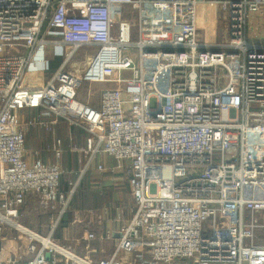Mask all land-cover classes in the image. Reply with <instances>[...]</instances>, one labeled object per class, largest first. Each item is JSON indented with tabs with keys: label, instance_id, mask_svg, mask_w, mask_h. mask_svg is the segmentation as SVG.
Masks as SVG:
<instances>
[{
	"label": "built area",
	"instance_id": "obj_1",
	"mask_svg": "<svg viewBox=\"0 0 264 264\" xmlns=\"http://www.w3.org/2000/svg\"><path fill=\"white\" fill-rule=\"evenodd\" d=\"M207 1L0 0V241L12 227L25 246L2 245L0 264H264V44L247 37L264 0L212 2L228 16L219 45L197 38ZM150 5L182 10L191 21L187 42H148ZM121 8L138 18L136 42L128 23L115 36ZM83 48L94 56L79 73L68 66ZM53 58L62 63L41 85L25 81L49 72ZM96 83L117 86L102 91L99 107L91 94L78 98L83 84ZM60 124L85 132L83 145H70L83 155L81 176L95 165L103 172L102 157L127 176L134 213L116 239L102 229L109 206L74 211L82 231L68 244L55 227L42 235L19 223L31 197L59 221L76 190L78 183L60 190ZM33 130L51 137L45 151L53 161L26 149ZM98 239L115 241L110 257L91 255Z\"/></svg>",
	"mask_w": 264,
	"mask_h": 264
},
{
	"label": "rangeland",
	"instance_id": "obj_2",
	"mask_svg": "<svg viewBox=\"0 0 264 264\" xmlns=\"http://www.w3.org/2000/svg\"><path fill=\"white\" fill-rule=\"evenodd\" d=\"M214 1L215 0H208L206 4L198 8L196 16V31L197 38L202 42L212 45H219L220 43H223L227 40L226 31L228 28V16L224 12L223 8L220 7V5L212 4V2ZM250 18L247 28V37L251 41H256L262 34L264 35V15L256 16L257 23L255 26L254 24L250 25ZM135 21L137 22L138 18H135V14L131 9H118L114 16V22L116 23L115 36H118L120 33V31L117 29L119 28L120 24L128 23L132 26H135ZM190 22L191 21L189 19L185 18V13L182 10H177V8L175 7L167 5H150L144 11L142 33L146 37V40L148 42H166L170 40L187 42L191 31ZM138 26L139 24H136V26L132 27L131 29V38L134 42L138 41L140 37V29L138 28ZM253 26L255 28L254 34L252 33ZM93 56L94 53L91 48H83L72 58L68 67L76 69L79 73H83V71L85 70V65L89 63L90 59ZM39 77V73H27L25 81L32 82V85H41V83H43V80ZM116 88L117 86L115 84L110 83H96L92 85L83 84L80 92L81 94H83L85 99H87L91 94L93 101L98 98L100 99L103 90ZM151 106H155L154 99L151 100ZM37 131L39 132L38 138L32 136L31 140H29L26 145V149L28 151H35L38 149L42 151L40 153H43V150H45V148L47 147V141L44 138V136H46V133L44 132L45 134H43V131ZM72 187H74V184ZM77 189L78 187H76V190L71 197L70 203L65 210V213L67 212L70 214L71 224H73L71 226V234L73 235L71 236V238H68L71 240H66L67 244L72 242L73 239L79 238L76 233L82 231V224H79L77 222L75 223L76 218L74 213V211L80 209L72 206V199L74 197V194L77 193ZM260 197L264 198V186H262V193L260 194ZM58 218V213L50 214L49 212H41L38 208V202L36 198L31 197L28 198L27 204L23 208L19 223L24 227L30 228L31 230L34 229L38 231V233H44V235H48L54 227L55 229L57 228V224L59 222ZM262 224H264V216L262 218ZM99 232L101 233L98 227L97 231L95 232L96 235H100ZM261 234L264 235V229L261 231ZM60 237L62 239L67 238L68 236L64 237L63 233L61 232ZM98 241L100 240L98 239ZM23 242V234L12 227L6 229L0 241L1 245L6 247V249L11 252H20L19 249L23 251L25 248ZM110 249H112V244L110 245ZM77 253L80 255H86V252L83 251ZM122 256L127 260H135L133 255L122 254ZM20 264H26V262L24 261Z\"/></svg>",
	"mask_w": 264,
	"mask_h": 264
},
{
	"label": "crops",
	"instance_id": "obj_3",
	"mask_svg": "<svg viewBox=\"0 0 264 264\" xmlns=\"http://www.w3.org/2000/svg\"><path fill=\"white\" fill-rule=\"evenodd\" d=\"M256 23H257L256 17L251 18L250 25L254 24L255 26ZM254 26L252 29L253 34L255 33ZM256 41L264 44V35L262 34L259 37V39ZM49 53L51 54V52ZM54 59L55 58L51 59L50 62H52ZM51 72L52 71L50 70L47 73H41L39 78L42 79L44 82L49 77V74ZM78 98L83 102L87 101V99L84 98L81 92H79ZM93 104L95 107H99V104H100L99 98L96 100H93ZM58 133H59V136L63 138L64 140L65 152H64L63 159H62V166H63L64 174L69 175L68 184L70 188L69 190H66L64 192H69L73 184L75 185L78 183L79 185L80 181L82 179L84 181V177H85V181L83 185L81 186V190L84 193L86 191L90 193L89 196H91V200L85 201L86 207L77 208V209L100 210L103 207L109 206L111 213H110V216L104 220L102 228L103 230L105 229L111 230L114 233L113 235L114 239H116L119 235L118 232L123 229V226L129 220H131L132 215L134 213V202L132 199L131 188L127 181V176L122 172H118V170L116 169L115 161L107 157L100 158L97 163V165H102L104 167L105 170L103 172H99L96 169V165H95L94 168L90 169L83 176H81V173L84 169V161H83L82 156L76 164L74 163L75 159H74V156L72 155L70 156V159L66 161V148H68L71 144L69 140L70 134H72L73 139H74V129L71 130L67 128V126H65L64 124H60L58 128ZM30 134L32 136H35V138H38L39 132L37 130H33ZM43 134L45 133L43 132ZM45 135L46 136H44V138L47 141L46 143H49L51 137L47 133ZM41 154L45 161H48V160L53 161V157L51 156V154H49L45 150H43V153ZM69 161L71 163L70 165L68 164ZM79 163H81V166H82L81 169H80ZM93 198H95L96 201H92ZM92 205L96 207H93ZM22 212H23V209H22ZM72 225L73 224H71L67 228L62 229L63 236L64 237L68 236L67 238H62L63 240H68V241L71 240L68 238H71V236L73 235L71 234ZM92 226L94 230H97V224L92 223ZM36 232L38 233V231ZM80 233L81 232H78L76 233V235H79ZM40 234L44 235V233H40ZM56 238L61 239V237H56ZM114 243L115 241H101V240L91 242L90 243V248L92 249L91 255L95 257L96 259H99L101 257H106V258L110 257ZM111 244H112V249H110ZM81 247L83 248L84 245H82ZM81 247L80 246L77 247L78 252H81L80 250L82 249Z\"/></svg>",
	"mask_w": 264,
	"mask_h": 264
},
{
	"label": "trees",
	"instance_id": "obj_4",
	"mask_svg": "<svg viewBox=\"0 0 264 264\" xmlns=\"http://www.w3.org/2000/svg\"><path fill=\"white\" fill-rule=\"evenodd\" d=\"M61 63H62V59L61 58H56L52 62H50L51 71H54L55 69H57L59 67V65H61ZM84 137H85V132L83 130L74 129V139H73V142H71L70 145H78V146L83 145ZM31 138H32V135L30 134L28 136V138H27V143L29 142V140H31ZM71 155L74 156V159H75L74 163L75 164L78 162V160L81 158V156L83 158L82 154L72 152L70 150V146H69L68 148H66V161L70 159ZM83 161H84V158H83ZM68 164L69 165L71 164L70 161H69ZM79 164H80V169H81L82 168L81 163H79ZM68 178H69V175H65L64 174V175L61 176L60 190H62V191L69 190L70 187H69V184H68V181H69ZM73 179H74V177H73ZM84 181H85V177H84ZM84 181H83V179L80 181V183L78 185V189H77L78 191H76L77 193L74 194V197L72 199L73 200V203H72L73 207H76V208L86 207L85 201L91 200V196H89L90 193H88L87 191L84 193L81 190V186L83 185ZM86 196H88V197H86ZM92 201H96V199L93 198ZM93 207H96V206H93ZM70 224H71V216H70L69 213L66 212L59 219V222L57 224V228L54 231V236L55 237H60L61 236V232L63 231L62 229L70 226ZM1 246L2 245L0 243V248H1Z\"/></svg>",
	"mask_w": 264,
	"mask_h": 264
}]
</instances>
